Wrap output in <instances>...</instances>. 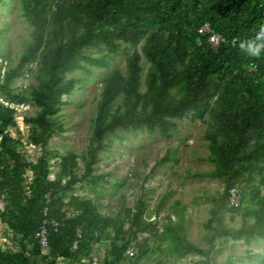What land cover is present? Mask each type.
<instances>
[{"label": "trees", "instance_id": "1", "mask_svg": "<svg viewBox=\"0 0 264 264\" xmlns=\"http://www.w3.org/2000/svg\"><path fill=\"white\" fill-rule=\"evenodd\" d=\"M19 2L31 33L17 63L0 71L4 96L0 102V224L6 226L12 244L0 246V264H96L91 255L96 244H108L102 264H138L151 251L150 238L156 242L155 250L166 251L176 261L196 254L203 260L194 264H217L218 240L264 242V58L251 60L239 47L264 25V0ZM1 3L8 6V0ZM216 34L224 42L214 45L210 37ZM120 53L126 55L125 73L115 69L102 78L85 152L81 158L61 155L55 162L59 170L49 179L50 139L64 129L58 118L62 108L73 103L66 98L82 81L70 74L108 70L110 55ZM142 56L149 64L143 80ZM28 73L37 85L25 95L13 83ZM25 103L38 108L34 116L23 117L30 126V144L40 150L33 162L22 154L20 138L9 133L17 126L15 106ZM205 117L210 128L205 134L209 155L202 160L213 168L194 178L223 183L222 192L207 198L212 208L203 224L206 247L188 238L186 206L180 207V202L173 211L176 222L165 216L161 231L158 220H147L152 213L157 216L169 194L151 212L140 198L123 210L122 217L103 214L89 196H74L81 183L103 182L118 191L121 184L111 185L106 173H93L98 152L111 143H104L106 135L145 130L168 137L176 130L174 120ZM235 186L239 187L237 206L229 196ZM236 218L241 221L238 228L228 224ZM43 224L47 254L41 253L39 243ZM240 257L246 264H264V250H245ZM223 264L239 262L228 259Z\"/></svg>", "mask_w": 264, "mask_h": 264}, {"label": "rangeland", "instance_id": "2", "mask_svg": "<svg viewBox=\"0 0 264 264\" xmlns=\"http://www.w3.org/2000/svg\"><path fill=\"white\" fill-rule=\"evenodd\" d=\"M0 5V67L3 72L7 66H14L26 44L30 42L31 28L25 22L21 13L19 0H8ZM95 52V51H94ZM97 56V54H96ZM126 55H110L108 70L91 68V72L83 75L81 72L70 74L77 79H82L76 86L73 95L66 99L73 103L65 106L61 110L58 122L64 128L58 131L49 142V148L53 153L50 158L51 167L49 179H54L59 167L55 162L59 161L61 155L69 153L77 154L81 158L85 152L92 136V119L97 113V101L100 99L102 78L109 77L115 69L125 71ZM144 79L149 64L142 56ZM36 66H33L35 69ZM125 73V72H124ZM37 81L31 73L25 74L17 79L13 86L22 90L25 95L30 92L31 86H36ZM1 100L4 96L0 95ZM38 108L25 103L15 106V119L17 126L10 128L9 133L14 138H20L24 147L22 154L28 161H35L40 155L38 147H34L28 140L29 125L24 124L23 117L34 116ZM208 117L203 120L185 118L174 120L177 124L176 130L171 131L168 137H162L155 131L149 133L145 130L117 131L116 135H106L104 143L111 141L108 149L98 152L99 160L94 166L93 173H106L105 180L114 185H120L118 191L110 188L103 182L93 186L81 183L75 187L74 196H89L100 204L103 214L123 216L125 208H131L136 201L142 198L147 204L150 212L158 203L160 198L167 196L157 216L151 214L147 217L148 221H159V230H162L164 217L169 215L173 222L177 216L174 214L176 202H180V207L186 206L184 218L186 220V231L188 238L201 247H206L203 236L207 233L203 224L209 219L208 210L212 208L207 200L209 196H217L222 192L223 183L211 178H194L197 173L207 172L213 165L202 159L209 155L207 148L206 131H210L206 122ZM170 154L168 161L161 163L162 159ZM176 160V161H175ZM81 159H79V173L82 172ZM178 206V208H180ZM2 205L0 203V209ZM178 210V209H177ZM227 221H229L227 219ZM234 228L241 224L239 218L235 223H229ZM6 233V226L0 224V246H12ZM140 237H145L140 236ZM216 243L214 257L217 264H223L228 259L233 263L246 264L247 261L240 257L245 250L263 252L264 242L257 245H246L244 242H234L228 240H218ZM156 242L151 238L148 240V247L151 251L140 260L138 264H194L195 261L203 260L196 254H190L181 261H176L173 257L167 256L166 251L160 253L155 250ZM166 244L162 245L164 249ZM108 244L93 245L91 252L94 262L102 264ZM13 247V250H16ZM135 249V248H134ZM136 250V249H135Z\"/></svg>", "mask_w": 264, "mask_h": 264}, {"label": "clouds", "instance_id": "3", "mask_svg": "<svg viewBox=\"0 0 264 264\" xmlns=\"http://www.w3.org/2000/svg\"><path fill=\"white\" fill-rule=\"evenodd\" d=\"M204 29H209L208 25H205ZM222 41L224 39L216 34ZM241 51L251 60H259L264 58V25H261L259 30L255 33L254 37L241 41L239 43Z\"/></svg>", "mask_w": 264, "mask_h": 264}, {"label": "built area", "instance_id": "4", "mask_svg": "<svg viewBox=\"0 0 264 264\" xmlns=\"http://www.w3.org/2000/svg\"><path fill=\"white\" fill-rule=\"evenodd\" d=\"M210 41L214 44V45H217L219 44L222 40L216 36V35H213L210 37ZM4 100H1L0 98V102H3ZM7 104V103H5ZM238 193H239V187L235 186L233 188H231L229 190V196H230V203L234 206H237L238 205V202H239V197H238ZM53 226L56 227V223H53ZM47 232L44 228V224L42 225L41 229H40V233H39V243H40V246H41V253L42 254H47L48 253V239H47Z\"/></svg>", "mask_w": 264, "mask_h": 264}]
</instances>
